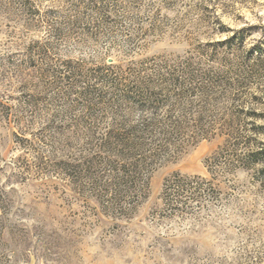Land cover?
Here are the masks:
<instances>
[{"label":"rangeland","instance_id":"1","mask_svg":"<svg viewBox=\"0 0 264 264\" xmlns=\"http://www.w3.org/2000/svg\"><path fill=\"white\" fill-rule=\"evenodd\" d=\"M156 110L145 186L99 201L104 136ZM0 264H264V0H0Z\"/></svg>","mask_w":264,"mask_h":264},{"label":"trees","instance_id":"2","mask_svg":"<svg viewBox=\"0 0 264 264\" xmlns=\"http://www.w3.org/2000/svg\"><path fill=\"white\" fill-rule=\"evenodd\" d=\"M131 90L134 91V93H127L129 96L125 95V99L128 102L130 100L134 101L141 112H143L144 107H147L146 105H148L146 110L150 109L149 107L152 106L156 107L154 102H149L153 98L156 99V97L152 92L148 91V86L138 88L132 87ZM156 114L157 110L153 111L150 115L148 113L140 114L136 121L131 124H127L130 122L128 118L120 114V116H118L120 120L117 123L119 125L118 129H112L104 136L105 138H103L99 146H106L111 155H115V153H118L120 150L125 159L121 166L120 164L118 166L117 162L112 161L114 164L112 165L113 169L111 171L113 174L112 180L107 185V188H104L105 192L102 195L97 194L96 198H98L99 201L102 200H100L102 196L107 197V195H109V198H106L107 203L111 206H117L120 200L132 196L130 191L134 189L135 182H141V187L145 186L147 179H144V175L142 174L145 171L148 173L147 171L155 164L156 158L160 153L166 151L167 146L166 143H163V139L167 138L172 132H178V128L175 126L171 128L172 130L164 129L161 131V128H159L160 119H158ZM107 136L108 138H106ZM158 137H161V140L156 142ZM256 155L257 153L254 156ZM94 160V158L87 157L80 163L73 162L71 164L67 162L64 164V169L71 177H76L80 180L85 179L88 184L97 187V178L91 171L93 165H95ZM254 161L256 160L252 162L254 163ZM237 162L242 163V160L238 157ZM89 179L91 180L89 181ZM195 180V178L181 176L180 174H174L166 179L164 182V197L166 203L172 205L178 202V197L185 195V197L188 196L186 198H192L193 195H196L195 191L191 192L192 188L197 190L200 187ZM109 187L111 189L110 192L108 191Z\"/></svg>","mask_w":264,"mask_h":264}]
</instances>
